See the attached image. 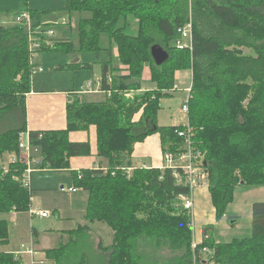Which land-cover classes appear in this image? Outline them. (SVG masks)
Listing matches in <instances>:
<instances>
[{
    "label": "trees",
    "instance_id": "16d2710c",
    "mask_svg": "<svg viewBox=\"0 0 264 264\" xmlns=\"http://www.w3.org/2000/svg\"><path fill=\"white\" fill-rule=\"evenodd\" d=\"M63 10L80 14L78 51L96 54L105 99L86 101L75 95L67 105L66 128L28 131L26 94L40 67L35 58L46 51L73 57L74 40L47 38L51 45L46 42L33 56L30 37L44 38V31L55 25L42 21L49 9L19 12L29 11L31 23L0 25V119L7 112L5 122L16 124L0 129V245L10 241L12 216L30 214L35 196L32 185L28 188L21 180L27 163L21 159L20 134L27 133L31 144L40 147L43 167L61 170L70 167L71 157L91 154L90 141H72L70 133L93 125L98 155L108 160V168L73 170L72 179L88 192L86 219L105 222L114 232L110 247L99 243L108 264H192L191 218L176 202L179 195L191 193L190 186L179 182L170 168L136 167L126 156L131 158L134 145L153 133L160 135L163 158L185 151L189 140L203 155L216 219L233 201L235 187L264 186V0H193L191 9L189 0H65ZM190 19L192 49H180L179 28ZM154 44L169 51L161 65L152 58ZM93 63L79 60L57 69L77 73L92 69ZM146 67L154 86L126 94L141 89ZM181 70L192 71L187 124L159 125L161 100L174 96ZM4 153L17 156L7 170ZM88 228L70 232L71 240L47 249L46 258L56 264H89ZM203 232L208 237L197 248H211L214 254L200 264H264V201L252 205L250 236L216 242L213 224ZM150 244L172 254L151 262L145 252ZM14 251L1 249L0 264H26Z\"/></svg>",
    "mask_w": 264,
    "mask_h": 264
},
{
    "label": "crops",
    "instance_id": "0c3cea01",
    "mask_svg": "<svg viewBox=\"0 0 264 264\" xmlns=\"http://www.w3.org/2000/svg\"><path fill=\"white\" fill-rule=\"evenodd\" d=\"M64 4H65V0H64ZM49 11L51 12V9H49ZM46 14H49V13H46ZM42 53L43 52L39 53L37 57L35 58L36 64L39 66H40L39 62L41 61ZM105 55L106 54L104 53L103 58L100 55L101 57L100 60L106 59ZM70 57L71 59H73L72 56ZM74 62L76 61L73 60L70 63H74ZM85 62H94L93 63V67H94L95 62L97 61L95 60V61H85ZM65 63H69V61L57 64L56 68L58 65L65 64ZM116 64H118L117 59H116ZM43 71H38V72H43ZM60 71L70 72L72 70H60ZM190 75L192 77V71H189V70L176 72V80L180 81L181 84H183V85L180 84L183 90L184 88L188 87L191 82L189 80ZM147 76L150 79L151 77L150 67H146L144 69V75H143L144 80L147 78ZM100 77L101 76H99V79ZM184 80L185 82L183 83ZM73 81H74V77H73ZM86 81H89V80H86ZM145 89L147 88H141L138 93L143 92ZM90 94H95V95H93L92 97H88L90 99H85L84 95H90ZM75 95L79 96L82 100H86V101H102L105 99V93L101 90L99 92L98 91L97 92L96 91L84 92V90L82 89L81 90L76 89L75 85L72 89L44 88V87L36 89L35 86H33L31 91L26 94L27 130L28 131L30 130H57V129L66 128L67 127V105L69 102L72 101ZM164 99L165 98H163L162 100ZM160 112L161 110L158 113L159 125H178L179 124L175 120L172 114L170 115L168 119H166L168 122H161L163 117L161 116ZM141 114L142 112L138 113L135 118L138 119L141 116ZM70 139L72 141H90L91 154L88 156L71 157L70 167L67 169L52 170L50 168H46V169L36 170L34 172L43 173V172H52V171H67L72 174L73 170L80 171L81 169H84V168H90V169H93V168L96 169L100 167L105 168V169L108 168V160L106 158L102 160L103 157L98 155L97 132H96L95 126L93 125L90 126L88 130L72 131L70 133ZM131 161H132V165L136 167H162L163 152H162V144H161L160 135L158 133H153L149 135L145 140L137 142L134 145V151L131 155ZM40 179L44 181L52 182V177H46V178H40ZM31 185H32V188L34 189V195H35L33 203L34 202L36 203V200H35L36 198H39L40 202L42 203L41 206L34 204L35 209L38 207L37 208L38 210L49 211L50 215H48L47 217H41L39 215L32 216L29 213L23 214L21 221L23 222L24 226L28 224V226L31 229L29 232L30 233L29 237H27L22 242H27V243L32 242L37 249H39L40 251L42 250L41 252H44V254H46L45 250L53 248L54 241H47L46 240L47 233H48L46 232L47 230H44L45 232H40L38 229H33L32 224L30 222L35 217H38L39 219H47L55 214L58 219L67 220V222L65 223L67 225L61 227V229H58V232H60L59 233V236H60L59 243L61 242V236H65V239H64L65 241L62 240L63 242L70 241L71 240L70 232L77 229L79 226L88 225L89 228L86 229V231H88L89 233L88 237L90 239L89 240L90 244L93 245L95 240H97L95 250H97V253H99V255H97L96 257L105 259V261L108 262L107 254L100 250L98 244L102 242L104 246L110 247L113 242L114 232L105 222H99V221L89 222L86 219L85 214H86V208H87L88 197H89L88 192L84 190L83 188L76 187L74 183H72L71 186H68V190H65L64 189L65 185L62 184L61 185L62 190L60 191H58L57 188L53 187L52 183L47 186L33 185L32 183ZM243 185L245 184H241L238 186H243ZM248 187H249L248 189H252L251 192L253 193V196L246 197L243 199L238 198L243 201L244 207H242L241 211L236 210L233 212L235 213L234 216L238 217V219L231 220L233 227L231 226V233H229L230 235L229 234L225 235L226 237H223L221 234H219V232H217V235L215 233V229H216L215 223L218 221L216 219L215 214L214 215H215L216 222L215 220L210 219L207 221V223L204 224L198 220V223L201 224L200 226L201 228H200V232L197 234V231H196L197 228H196V223H195L196 208H195V202H194L193 224H194L195 238H197L199 241H202L203 230L209 224H213V230H214L213 237L216 240V242H229L233 240L234 238L247 237L249 234H252V205L254 202L264 201V186H248ZM71 188H77V190L72 191L70 190ZM197 190H207L210 196V201H211V194H210L208 187H199V188L194 189L192 192L193 198H194V192ZM234 201H235V197H234ZM232 205L233 204H231V206ZM61 213H63V216H61ZM214 213H215V208H214ZM19 214L20 213H18L16 216L15 215L12 216V219L13 220L16 219ZM243 216H246L248 218L249 220L248 223H250V226L249 227L247 226L248 228L244 232L239 233L240 229H237L239 223L237 222L240 219L239 217L243 218ZM104 223L105 225H107V227H109V233L107 236L108 238L109 237L110 238L107 243L104 240V233L99 228L100 225ZM93 229L96 231H92ZM55 231L56 229H54V232ZM74 236L76 237V234ZM19 244L17 245L16 248H12L8 250H13V251L17 250L19 248ZM85 251H86L88 258L92 259V257L88 255V249ZM21 259L23 261L29 262L30 256L28 254H22ZM48 263L56 264L54 260L47 257L46 262L43 264H48Z\"/></svg>",
    "mask_w": 264,
    "mask_h": 264
},
{
    "label": "rangeland",
    "instance_id": "374dc122",
    "mask_svg": "<svg viewBox=\"0 0 264 264\" xmlns=\"http://www.w3.org/2000/svg\"><path fill=\"white\" fill-rule=\"evenodd\" d=\"M189 1H190V9H191V3L193 0H189ZM63 5H64V0H0V25L13 26L14 24H16L17 23L16 15L22 10L31 9V8H37V9L47 8V9H51V13L48 14L47 16H43L42 21L43 23H46V24L50 22L55 23V25L52 26L53 27L52 29L54 30L53 38L62 39V40H65V39L74 40V47L76 49L77 54L73 56V59H71L70 57L71 54H67L66 52H62V51H46L42 53L41 61L39 63H40V66L44 68V71L43 72L37 71L36 73H34V76H33V86H35L36 89L41 88V87L72 89L75 85L76 89L84 90V85L88 82L86 80L97 81L99 80V76H101V66L99 62H95L93 69H82L77 73L73 71H70V72L60 71L59 69L56 68L57 64L64 63L67 61L72 62L76 58H79L80 61H95L96 60V54L94 52L92 51L79 52L78 51L79 36H78V31H77V23H78L80 14L73 13L72 15H69V13L63 10ZM131 29L132 31H134L135 25H132ZM245 52L249 53V50L246 49ZM100 55L103 58L104 52H102ZM181 71H186V70H181ZM73 77H74V81H73ZM189 80L191 81L189 86H191L192 85L191 75H190ZM184 82L185 80L183 81V83ZM180 84L181 82L176 80V85H177L176 88L178 90H176L174 96L167 97L164 100H162L160 114L163 117V119L161 120V122H168L166 119H168L171 114L173 115V117L179 124L181 123L184 124L187 121V115L182 110V103H183V98L185 96V92H187L186 88H189V87L184 88L185 89V92H184L183 88H181V85L183 84L181 85ZM143 85L144 87L142 86L141 88L153 87V83H151L148 76L145 80L143 78ZM94 89L98 90L97 82L94 84ZM139 90L131 89L130 91H127L126 94L129 93L131 96H133V94L138 93ZM84 92L86 91L84 90ZM93 95L95 94L84 95V96H85V99H90L88 97H92ZM8 116H9V113L7 112L2 114L0 123H7V124H4L2 128L0 129H7L9 127L16 125L14 120L10 122H5V120L8 119ZM3 155L5 156V158L3 159V162H5V164L7 165L8 162L10 161L11 155L9 154L7 155L6 153H4ZM129 157L130 156H126V161H128L129 159L131 160V158ZM104 159L105 158L103 157L102 160ZM46 177H52V182L44 181L40 179V178H46ZM31 183L33 185H45V186L50 185L52 183L53 187L57 188L58 191H60L62 190L61 189L62 184L65 185L64 189L68 190V186L72 185L73 180H72V174L67 171H52V172H43V173L34 172L31 176ZM248 188L249 187L247 185L235 187L234 192H233V195H234L233 197H235V201L233 198L234 202L232 201L231 203H229V205L227 206L225 210L224 215L221 218H217L218 220L217 222L215 220L214 208L211 204L208 191L207 190L195 191L194 192V202H195V208H196L195 223H196V228H197L196 229L197 234L200 232V228H201L200 227L201 224L198 223V220L201 221V223L205 224L210 219H213L216 222V223L214 222L216 224V227H215L216 235H217V232H219V234H221L223 237H226L225 235H228L229 233H231V226L233 227L231 220L238 219V217L234 216L235 213L233 212L236 210L241 211L242 207H244L243 201L240 199L253 196V193L251 192L252 189H248ZM35 200H36V203L35 202L33 203V208H35L34 204H37L39 206L42 205L39 198H36ZM176 202H177V206L183 207L182 200L179 197ZM231 204L233 205L231 206ZM26 213H29V212H21L18 215V217L14 220L12 218L11 219L9 218L11 221L10 222L11 224L10 241L8 244L0 245V250L1 249L8 250V249L16 248L19 243L20 244H19L18 249H20L23 243H27V242H22V241L25 240L27 237H29V234H30L29 232L31 228L28 226V224H26V222H25L26 225L24 226L23 222L21 221L23 214H26ZM188 214L190 215V218H191L190 223H191L192 215L190 212H188ZM61 216H63V213H61ZM239 218L240 219L237 222L239 223L237 229H240L239 233H241V232H244L250 226V223H248L249 220L246 216H243V218L242 217H239ZM66 222L67 220H63V219L60 220L54 214L47 219H39L38 217H35L34 219L31 220L30 223L32 224L33 229H38L40 232H45L44 230H47L46 232L48 233H47L46 240L54 241V246H58L59 238H60L59 236L60 232H58V229H61V227L67 225L65 224ZM99 228L104 233V240L107 243L110 238V237L108 238L107 236L109 233V227H107V225H105L104 223L100 225ZM54 229H56L55 232H54ZM92 231H96V230L93 229ZM64 239H65V236H61V242L65 241ZM96 243H97V240H95L94 244L90 247V249H88V254L90 257H92V259L89 258L90 259L89 264H108V262H106L105 259L96 257L97 255H99V253H97V250H95ZM145 252L147 254V257L149 258V261L151 262L158 259L159 257L168 258L170 257V254H172V252H170L169 249H167L166 247L157 249L151 244L150 246H148ZM40 255L43 257L44 256L46 257V254H44V252H41Z\"/></svg>",
    "mask_w": 264,
    "mask_h": 264
},
{
    "label": "built area",
    "instance_id": "2783aa9c",
    "mask_svg": "<svg viewBox=\"0 0 264 264\" xmlns=\"http://www.w3.org/2000/svg\"><path fill=\"white\" fill-rule=\"evenodd\" d=\"M16 22L22 23L27 22L31 23V14L29 12H22L16 15ZM192 30L193 24L191 19L188 20L182 27L179 28L180 38L177 41V47L180 49H192ZM44 38L41 37H30L29 46L30 50L32 51L33 56L35 57L38 52L37 50L41 49L44 44L49 43L47 38H51L54 35V30L52 28H48V30L44 31ZM47 42V43H46ZM51 45L50 43L47 46ZM44 68L40 66L38 71H43ZM37 72V70L35 71ZM34 72V73H35ZM98 90L94 89V83L92 80H89L85 86L84 90L86 92H93L94 90L97 92L100 90V82L97 81ZM186 100L182 103V110L188 113V96L190 87L186 88ZM188 94V95H187ZM184 124H187L185 122ZM185 132H181L180 134H184ZM189 142V140H188ZM187 142V149L180 154H172L166 153L164 155V161L162 165V169L170 168L174 171V176L177 178L179 182H183L188 184L191 188V193L188 195L181 194L179 198L182 200L183 206L187 209L192 215V223L191 228L193 230V240H192V249L194 250L193 257H192V264H200L202 259L206 262L213 258L214 251L211 248L204 247L202 249H198V245L202 242L195 238L194 233V224H193V210H194V198L192 196V192L194 189L199 187H208L209 186V179H208V172L205 167L202 166L203 164V155L201 152H195ZM190 143V142H189ZM19 147L21 150V154L24 160L27 163V169L23 174L21 180L24 185L28 188H31V176L32 172L36 170L46 169L48 167H43L42 164V157L40 152V147L31 144L29 140V136L27 133L20 134V143ZM11 155L10 161L17 160V156L14 153L9 154ZM7 165L3 167L4 170H7ZM124 169V168H122ZM132 168H127V171H130ZM70 190L76 191V188H71ZM30 214L32 216L39 215L41 217H47L50 215L49 211H41L37 210L32 207L30 208ZM208 234L203 232L202 240L206 239ZM14 253L16 254L17 258H21L22 254H28L30 256V261L26 262V264H43L46 262V257L41 256V251L38 250L34 244L31 243H23L21 248L15 250Z\"/></svg>",
    "mask_w": 264,
    "mask_h": 264
},
{
    "label": "water",
    "instance_id": "95a60500",
    "mask_svg": "<svg viewBox=\"0 0 264 264\" xmlns=\"http://www.w3.org/2000/svg\"><path fill=\"white\" fill-rule=\"evenodd\" d=\"M151 55L157 65H161L166 62L170 56L169 51L160 44H154L151 47ZM75 61H79V58H76Z\"/></svg>",
    "mask_w": 264,
    "mask_h": 264
}]
</instances>
